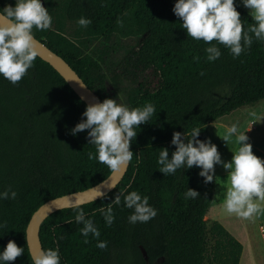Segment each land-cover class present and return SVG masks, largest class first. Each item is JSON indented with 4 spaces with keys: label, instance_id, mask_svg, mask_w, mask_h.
Listing matches in <instances>:
<instances>
[{
    "label": "trees",
    "instance_id": "trees-1",
    "mask_svg": "<svg viewBox=\"0 0 264 264\" xmlns=\"http://www.w3.org/2000/svg\"><path fill=\"white\" fill-rule=\"evenodd\" d=\"M44 2L52 26L34 27V36L63 57L102 102L112 98L129 108L155 105L131 141L134 156L122 182L105 197L80 206L100 229L99 240L108 241L107 248H98L91 233L84 242L74 207L43 223L44 250L58 249L60 264H240L242 243L221 223L209 225L206 218L215 179L205 183L195 165L164 175L157 159L161 148H168L171 159L174 132L190 134L198 127L197 139L203 141L209 124L264 101V41L253 38L236 58L220 44L221 56L208 61V43L182 28L172 10L176 0ZM6 5L15 6V0H0V10ZM235 6L245 27L255 23ZM81 16L91 24L80 26ZM33 65L16 84L0 76V192H17L15 199L0 200V223L6 222L0 228V251L9 240L25 249L9 264H33L27 226L40 206L111 174L105 164L89 159V152L96 153L88 142L89 130L71 133L86 119L82 113L88 105L49 63L37 56ZM189 188L200 196L186 199ZM134 190L149 196L158 210L147 223L128 221L133 210L124 206L123 196ZM121 192V203L112 205L115 220L106 226L100 208Z\"/></svg>",
    "mask_w": 264,
    "mask_h": 264
},
{
    "label": "clouds",
    "instance_id": "clouds-1",
    "mask_svg": "<svg viewBox=\"0 0 264 264\" xmlns=\"http://www.w3.org/2000/svg\"><path fill=\"white\" fill-rule=\"evenodd\" d=\"M242 4L251 9L250 16L255 22L247 27V22L240 19V12L237 11L234 0H176L172 10L182 19V28L188 36L208 43L209 46L205 49L207 60L215 61L222 54L218 47L220 44L236 58L251 46L253 38L264 41V0H242ZM0 19L5 21L0 24V76L16 84L34 66L33 62L38 55L33 28L47 30L52 26L53 18L43 6L42 0H15V6L6 5L0 10ZM91 22L90 18L84 16L77 20V23L84 27ZM213 41L216 43H210ZM154 113L155 105L151 102L142 107L129 108L115 99L106 98L101 103L86 106L82 113V117L86 119L77 123L71 133L76 135L78 132L89 130L88 142L96 148L95 155L88 153L89 159H96L105 164L112 173L121 172L133 159L130 144L137 135L138 126L148 122ZM200 132L198 127L192 128L190 134L174 132L171 144L175 145V151L169 159L168 148L160 149L157 159L161 166L159 171L164 175L175 174L178 169H190L195 165L201 169L199 175L204 178V182L209 183L214 179V166L222 164L225 169L230 170V187L227 188L223 204L225 210L245 219L261 215L260 202L264 201V160L253 153L252 145L247 142V132L238 131L237 124L227 127L222 139L227 143L234 138L236 144L230 162L221 159L217 145L210 139H197ZM111 187L115 185L112 184ZM94 190L92 199L102 195L98 188L90 189ZM121 195L122 192L118 193L106 208H100L106 226H111L115 220L112 205L121 203ZM184 196L186 199H195L200 193L189 188ZM16 197L17 192L11 189L0 192V200ZM123 200L124 206L133 210L128 216L131 224L147 223L157 215L158 210L149 204V196H142L139 191L128 192L123 196ZM83 203L85 201L77 200L74 206L77 209L75 220L83 224L79 231L85 238L84 242L88 243L91 233L93 238L97 239L98 248H107L108 241L99 240L100 229L92 218H86L83 208L80 207ZM5 225L6 222L0 223V228ZM24 251V247L9 240L6 247L0 251V264L15 261ZM60 260L59 250L49 248L35 255L33 264H60Z\"/></svg>",
    "mask_w": 264,
    "mask_h": 264
},
{
    "label": "water",
    "instance_id": "water-1",
    "mask_svg": "<svg viewBox=\"0 0 264 264\" xmlns=\"http://www.w3.org/2000/svg\"><path fill=\"white\" fill-rule=\"evenodd\" d=\"M43 5H45L44 0H42ZM5 23L0 19V24ZM36 49L38 55L41 59L49 63L60 75L67 81V83L72 87V89L78 94V96L87 104L101 103L102 100L98 95L86 84V82L79 76L75 69L58 53L54 52L44 41L39 40L35 37ZM130 163L126 169L121 172L112 173L100 183L86 189L83 191H77L67 195H63L51 200H48L42 206H40L32 215L28 226H27V241L30 249L32 258L37 255L40 251L44 250L40 232L43 223L53 214L64 209L74 208V204L77 200L85 201L81 204L86 205L97 201L112 191H114L117 186L122 182L125 175L128 172ZM114 184L115 187L110 186ZM92 188H98L102 193L101 196L92 199L95 195V190L90 191ZM64 199H61V198ZM142 253L147 262H149V256L143 246H141Z\"/></svg>",
    "mask_w": 264,
    "mask_h": 264
},
{
    "label": "crops",
    "instance_id": "crops-1",
    "mask_svg": "<svg viewBox=\"0 0 264 264\" xmlns=\"http://www.w3.org/2000/svg\"><path fill=\"white\" fill-rule=\"evenodd\" d=\"M234 3L240 6L242 9H244L248 13H250L251 9L244 7L242 4V0H234ZM262 102L264 101H261L257 104H262ZM260 107L261 109L253 113L251 112V114H250V111L245 114V115H248L246 116L247 122L244 123L243 121L241 127L238 128V131L247 132L246 135L249 137V140L247 142L252 145V148H255L261 154L260 158L264 160V132L259 131L260 127L257 125V119L262 115V112H264V107L261 105ZM228 126H230V124H228V120H225L224 117H222L217 122H214L208 125V136H207V139H210L212 143L217 145L218 151L221 154V159L225 162H230L232 160V157H233L232 152L236 148L234 138L230 139L227 143L222 139L224 134L226 133ZM251 138L254 139V142L250 141ZM214 168H215L214 179H215L216 186H215V191H214V199H213L210 209L213 208L216 204H217V207L224 204V197H225L227 188L230 186V183L228 180V172L230 170L225 169L222 164L215 165ZM260 203L262 205V214L257 216V221H258V225L260 228V232L263 234V237H264V201H261ZM206 218L208 219L209 216L207 215ZM216 222L221 223L225 227V224L222 222L220 218H218ZM225 228L236 239H238L243 245V253H242L240 264H252L251 262H248L247 260L248 257L251 258L252 252L248 253L247 251L255 248L254 245L256 244V240L253 239L251 235L248 233V238L244 236V239L246 237V240L248 243V246L246 247L242 239L233 233L234 231H236V233L238 232L240 233V230L238 229V227L231 228V229H234L233 231L230 228H227V227ZM244 258H245V261L243 262Z\"/></svg>",
    "mask_w": 264,
    "mask_h": 264
},
{
    "label": "rangeland",
    "instance_id": "rangeland-1",
    "mask_svg": "<svg viewBox=\"0 0 264 264\" xmlns=\"http://www.w3.org/2000/svg\"><path fill=\"white\" fill-rule=\"evenodd\" d=\"M260 105L264 107V102H262V104H255L253 106H246V107L240 108L236 110L235 112H233L232 114L226 117L224 116V119L228 120V124L230 125L237 124L239 128L241 127L243 121L244 123L247 122L246 116L248 115H245V114L249 111L251 114V112L253 113L261 109ZM257 125L260 127L259 131L264 132V112H262V115L257 119ZM250 141L254 142V139L251 138ZM252 151L256 156L258 157L261 156V154L255 148H252ZM216 207H217V204L213 208H211L209 211L208 224L211 225L213 221H216L218 220V218H220L222 222L225 224V227L230 228V229L233 227H238V229L240 230V233L239 232L236 233V231H234L233 233L242 239L246 247L248 246L246 237L248 238V233H249L251 237L256 240V244L254 245L255 246L254 249L250 248L251 250L247 251L248 253L252 252L251 258L248 257L247 260L248 262H251L252 264H263L264 263V237H263V234L260 232V228H259L258 221H257V216H253L252 218H249V219H245V218L242 219L236 216L235 214L228 213L225 210L223 204L221 206H218L217 208ZM231 230L233 231L234 229H231ZM244 236H246L245 239H244ZM244 261H245V258L243 259V262Z\"/></svg>",
    "mask_w": 264,
    "mask_h": 264
}]
</instances>
